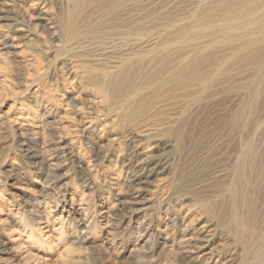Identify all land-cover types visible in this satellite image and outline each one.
<instances>
[{"label":"bare ground","instance_id":"obj_1","mask_svg":"<svg viewBox=\"0 0 264 264\" xmlns=\"http://www.w3.org/2000/svg\"><path fill=\"white\" fill-rule=\"evenodd\" d=\"M0 76L25 111L16 118L45 119L35 134L53 136L49 169L72 156L89 180L101 163L113 171L115 202L101 218L169 205L161 251L184 264H264V0H0ZM24 125L23 156L46 164V142L28 147ZM11 241L0 239L1 262L42 261Z\"/></svg>","mask_w":264,"mask_h":264},{"label":"rangeland","instance_id":"obj_2","mask_svg":"<svg viewBox=\"0 0 264 264\" xmlns=\"http://www.w3.org/2000/svg\"><path fill=\"white\" fill-rule=\"evenodd\" d=\"M13 86L15 85L11 82H3L0 76V118L9 116L12 119V121L4 119V123L0 125V209L2 217L7 219V225L0 224V239L10 237L12 240L10 245H19L27 251L26 253L37 254L36 256L39 255L42 259L39 261L33 257L26 261V264H50V262L54 264H184L178 256L170 254L169 251H161L163 239L159 235L158 223L165 217V210L171 208L169 205L156 213L141 212L131 215L126 208L121 211H112L111 217L101 218L99 210L102 205L112 206L116 197L114 186L113 189L108 188V185H111L110 182L114 181L111 178L113 171L105 168V163L96 166L90 180L82 173L80 167L85 166L86 163L85 165L80 163L76 157L67 156V160L63 162L64 165L60 169L47 167L52 162H59L58 158L52 155L53 136L50 135L49 130H45L44 136L42 134L39 136L41 139L35 134L40 130L37 129V125L45 120L42 116L33 118L30 125L16 118L21 112L25 114V111L18 109L19 105L11 91ZM24 123L25 125L21 128L30 131L25 138L27 139L25 142L29 144L28 147L40 151L43 146L42 141L46 142L48 151L46 164L33 166L23 156L21 150L26 146L21 145L23 141L18 132L21 124ZM80 141L82 143L79 144L78 154L86 161L92 160L91 143L85 138H80ZM118 165H111L115 167L116 170L113 168L115 173L119 172ZM8 170L16 173L20 179L7 178ZM59 174H65V177L62 179L54 177ZM48 180H52L49 185ZM92 180L95 182V187L90 185ZM45 184L48 186L47 192L44 193V197H40L42 185ZM71 205L73 209H70ZM30 209L33 213H30ZM68 209L70 213L67 212ZM75 210H78V213H86L81 216L85 217L82 223H77L74 219L77 216L74 213ZM159 212L162 215L159 216ZM42 217L49 219L48 232H45L46 229L41 233L37 230L41 227L40 225L38 227L37 223ZM145 217L148 219L146 222H144ZM90 222L93 226L95 225L96 231L95 229L87 231L86 225ZM106 222H109L111 229L115 231V238L113 237L112 240L106 239L107 228L103 229ZM31 233L37 236L38 242L34 243L32 237H29ZM85 236H87L86 241L78 242L80 239H85ZM104 240L107 242L103 243ZM71 241L78 246L77 251L70 249ZM139 247L141 249L131 252L133 248ZM60 255H65L66 259H60ZM19 259L20 257L13 263L0 261V264H19L17 263Z\"/></svg>","mask_w":264,"mask_h":264}]
</instances>
